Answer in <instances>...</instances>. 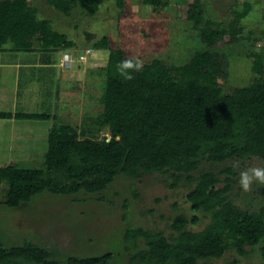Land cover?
Listing matches in <instances>:
<instances>
[{
  "label": "trees",
  "instance_id": "trees-1",
  "mask_svg": "<svg viewBox=\"0 0 264 264\" xmlns=\"http://www.w3.org/2000/svg\"><path fill=\"white\" fill-rule=\"evenodd\" d=\"M115 1L118 8L125 9L126 0ZM163 1L142 3L157 10ZM101 3V0H48L54 10L66 16L75 8L95 16ZM251 8V4L245 3L244 10H234L236 17L227 28H203L202 41L208 46L217 40L238 42L244 30L241 22ZM38 14L28 0L0 1V53L39 54L49 60L52 56L48 55L76 49L77 44L66 33L54 30L52 22L39 18ZM186 16L199 23L203 16L201 1L190 4ZM92 48L108 51L98 96L102 110L95 117L83 116L80 129L62 120L63 107L58 102L63 92L60 93L63 83L60 79L55 80L51 94L54 113L0 111V120L54 123L41 165L0 167L7 208L17 209L46 194L103 193L120 177L138 179L143 174L163 172L171 173L178 182L198 170L203 161L221 164L254 157L264 161V78L224 92L218 79L226 70L214 52L205 50L197 51L181 66L153 59L142 64L140 71L129 70L132 78L128 79L119 70L120 61L133 60L125 50L113 47L108 36L95 42ZM254 57L253 68L263 74L264 57L258 54ZM20 84L24 85L22 81ZM104 128L109 129L110 140L99 136ZM221 184L219 176L207 171L200 174L195 188L187 195L192 211L211 216V223L202 231L188 229L190 224H198L196 216L189 219L178 215L171 225L175 235L170 238L163 232L127 224L123 234L125 251L130 250L129 244L136 249L131 264H209L208 261L223 258L231 249L247 255V247H259L264 260V206L258 213L240 209L227 196L231 180L226 178L225 185L220 187ZM115 261L114 254L107 253L70 257L67 264ZM0 264L62 263L51 259L49 251L34 243L7 248L0 242Z\"/></svg>",
  "mask_w": 264,
  "mask_h": 264
},
{
  "label": "rangeland",
  "instance_id": "rangeland-1",
  "mask_svg": "<svg viewBox=\"0 0 264 264\" xmlns=\"http://www.w3.org/2000/svg\"><path fill=\"white\" fill-rule=\"evenodd\" d=\"M101 1L95 16L77 8L66 16L54 10L48 0H28L30 6L38 9L39 18L50 20L54 30L66 33L77 47L48 55L52 56L50 67L41 64L45 61L44 55L0 53V111L54 113L51 94L60 79L63 81L60 93L63 92L58 102L59 107H63V122L79 128L83 116L99 114L102 105L98 96L102 90V68L106 65L108 51L95 50L92 45L104 36L110 38L113 47L122 48L130 58L142 61V64L160 59L169 66H181L188 63L197 51L211 50L226 70L218 79V85L227 93L264 78V70L263 74H258L253 68L254 54L264 57V0H198L203 5L199 23L186 16L190 4L197 0H164L163 6L157 10L143 5V0H126L124 10L116 6L115 0ZM245 3L251 4L252 8L241 22L244 30L238 42L231 44L217 40L208 46L202 41L203 28H227L236 17L233 11L244 10ZM2 57L19 58V63L23 64L17 69L21 81L26 85L33 76L31 92L23 87L17 99L12 98L11 89L14 94L19 77L10 68L9 61H1ZM27 58L32 60H24ZM34 124L37 126L35 133L29 129ZM52 126L49 121L0 122V167L41 165ZM99 136L111 139L108 128H104ZM252 167H264V161L255 157L232 159L221 164L203 161L198 170L188 175L192 179L183 176L176 182L171 173L163 172L143 174L138 179L120 177L103 193L46 194L17 209L7 208L5 186L0 184V242L7 248L34 243L49 251L51 259L62 264H67L70 257L86 258L107 253L114 254V264H131L136 249L129 244L130 250L125 251L123 234L127 224L163 232L170 238L175 235L171 225L178 215L189 219L198 217L197 225L188 226L195 232L204 230L211 223L209 214L192 211L187 200V195L204 172L212 171L219 176L220 187L229 178V201L242 210L260 212L264 206V185L254 182L245 191L239 183L240 173ZM228 169L233 172L229 173ZM246 251L247 255H240L231 249L223 258L208 263L264 264L259 247H247Z\"/></svg>",
  "mask_w": 264,
  "mask_h": 264
},
{
  "label": "clouds",
  "instance_id": "clouds-1",
  "mask_svg": "<svg viewBox=\"0 0 264 264\" xmlns=\"http://www.w3.org/2000/svg\"><path fill=\"white\" fill-rule=\"evenodd\" d=\"M142 68V61L124 59L119 63V70L126 78L131 79V72L129 70L140 71ZM254 182L264 185V167H252L240 173V185L247 191Z\"/></svg>",
  "mask_w": 264,
  "mask_h": 264
},
{
  "label": "crops",
  "instance_id": "crops-1",
  "mask_svg": "<svg viewBox=\"0 0 264 264\" xmlns=\"http://www.w3.org/2000/svg\"><path fill=\"white\" fill-rule=\"evenodd\" d=\"M3 60V62L5 63V62H8L9 61V66H10V68H13L14 69V71H18L19 70V68H21L22 66H23V64H20L19 63V59L18 58H7V59H5V57H2L1 58V61ZM45 63H41V64H43V66H46V67H48V65H49V67L51 66V64H52V59H49V60H45L44 61ZM18 69V70H17ZM18 73V77H19V80L21 79L20 77H21V75H20V72H17ZM32 76H31V78H30V82H28L26 85L24 84V85H21L20 84V82L21 81H18V85H17V87L15 86V93L14 94H12V89H11V86H10V89H11V95H12V98L15 100V99H17V97L19 96V90H21V88H23L24 87V89L25 90H27V91H29V92H31V90H32V88H34L33 86V83H34V80H32ZM27 95V97H29V95L28 94H26ZM17 101V100H16ZM15 105H16V103H15ZM53 106H55L54 104H53ZM53 110H54V108H53ZM3 111H5V110H3ZM4 122L5 120H0V122ZM49 122H51V121H49ZM52 123V125L54 124L53 122H51ZM35 126H32V127H29V129L30 130H32L33 131V133H35V130L37 129V126H36V124H34ZM46 129V128H45ZM37 135H40V132L37 134ZM30 137H33V135H31ZM26 138H29V137H26Z\"/></svg>",
  "mask_w": 264,
  "mask_h": 264
},
{
  "label": "built area",
  "instance_id": "built-area-1",
  "mask_svg": "<svg viewBox=\"0 0 264 264\" xmlns=\"http://www.w3.org/2000/svg\"><path fill=\"white\" fill-rule=\"evenodd\" d=\"M81 58L83 59L84 57H83V56H81Z\"/></svg>",
  "mask_w": 264,
  "mask_h": 264
}]
</instances>
